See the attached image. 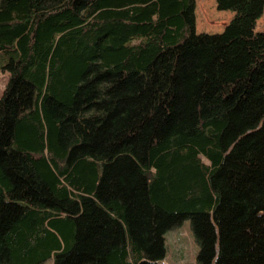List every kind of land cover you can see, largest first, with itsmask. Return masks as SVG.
Masks as SVG:
<instances>
[{
  "label": "trees",
  "instance_id": "obj_1",
  "mask_svg": "<svg viewBox=\"0 0 264 264\" xmlns=\"http://www.w3.org/2000/svg\"><path fill=\"white\" fill-rule=\"evenodd\" d=\"M0 0V264H264V0Z\"/></svg>",
  "mask_w": 264,
  "mask_h": 264
},
{
  "label": "rangeland",
  "instance_id": "obj_2",
  "mask_svg": "<svg viewBox=\"0 0 264 264\" xmlns=\"http://www.w3.org/2000/svg\"><path fill=\"white\" fill-rule=\"evenodd\" d=\"M194 16L196 33H219L230 21L233 13L216 8L215 0H194ZM256 31H264V12L256 22ZM5 63V57L0 53V66ZM9 77L6 70L0 68V96ZM166 253L160 264L191 263L196 260L199 250L190 221L184 220L181 225L168 230L165 233ZM49 258L41 264H52Z\"/></svg>",
  "mask_w": 264,
  "mask_h": 264
}]
</instances>
